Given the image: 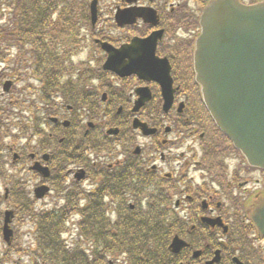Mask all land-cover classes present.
I'll use <instances>...</instances> for the list:
<instances>
[{
  "label": "flooded vegetation",
  "instance_id": "af4514ba",
  "mask_svg": "<svg viewBox=\"0 0 264 264\" xmlns=\"http://www.w3.org/2000/svg\"><path fill=\"white\" fill-rule=\"evenodd\" d=\"M131 1L135 3L118 0L115 5L116 10L129 11L133 16L129 24L119 27L120 38L100 36L117 46L156 36V54L164 59L162 73L170 67L173 78L174 105L167 116L152 115L154 107L163 109L162 86L136 76L83 77L81 83L67 86L68 110L75 114L78 107L82 109L67 126L59 120L53 123L56 131L49 136H58L63 147L53 148L55 140L46 144L38 140V149L46 145L50 152L36 154L32 160L44 162L50 169V178L39 176L38 185H48L54 194V220H65L67 226L68 221L76 219L64 230V235L70 233L72 238L61 244L72 254L57 264H264V239L256 232V237L248 238L247 233L254 230L241 228L246 221L235 218L232 223V218L225 215L224 203L233 196L220 201L217 191H200L202 181L186 174L190 165L180 161L186 153L178 156L175 151L171 155L166 150L181 142H170L176 130L185 128L193 139L198 134L195 124L203 122L193 115L199 108L186 77L190 75L189 61L199 32L198 19L207 0ZM147 46L134 49L138 54L147 51L149 57L153 49L149 51ZM164 81L169 84L168 79ZM140 100L145 101L144 106L133 112ZM86 109L88 114L94 113L89 115L94 121L81 114ZM136 119L154 133L147 136L141 128H134L140 126ZM65 127L74 129L67 132ZM198 135L204 138V133ZM198 165L196 161L193 166ZM236 180H240L239 175ZM158 183L164 186L163 210L167 214L165 227L159 230L173 236L172 240L179 237L185 242L176 251L171 248L172 241L155 247L151 239L154 228L149 224L144 227L147 218H154L149 209L154 208L151 204ZM247 183L237 185L245 190ZM260 195L264 196V190ZM239 230L248 240L246 245L238 238Z\"/></svg>",
  "mask_w": 264,
  "mask_h": 264
},
{
  "label": "water",
  "instance_id": "95a60500",
  "mask_svg": "<svg viewBox=\"0 0 264 264\" xmlns=\"http://www.w3.org/2000/svg\"><path fill=\"white\" fill-rule=\"evenodd\" d=\"M201 26L195 67L204 104L249 164L264 169V2L244 6L239 0H214L204 11ZM104 47L110 52L106 69H116L126 57V74L161 81L152 71L153 61L157 62L154 56L152 60L136 56L134 45L113 53L111 47ZM170 106L167 98L165 109ZM262 206L252 218L264 232V224L258 221L264 213ZM13 216L12 211L5 213L3 233L8 244L13 237Z\"/></svg>",
  "mask_w": 264,
  "mask_h": 264
},
{
  "label": "trees",
  "instance_id": "16d2710c",
  "mask_svg": "<svg viewBox=\"0 0 264 264\" xmlns=\"http://www.w3.org/2000/svg\"><path fill=\"white\" fill-rule=\"evenodd\" d=\"M87 20L88 0H0V63L5 62L8 46L15 44L23 48V52L34 60L38 76L47 82L48 86L44 89L45 97L48 90H56L58 83H61L62 69L64 68L62 63L65 60L57 49L59 40L63 39L65 42L74 44L78 21L86 22ZM25 46L28 48L26 49ZM3 78L4 73L0 72V83ZM18 103L17 106L20 107L22 103L20 101ZM4 110V108H0V115L5 113ZM19 124L22 126L21 123ZM14 126L8 123L7 127L0 118V130L5 134L14 137L12 134ZM9 156L10 152H6L0 147V237L3 207L7 202L1 192V187L9 182V202L18 208L19 221L31 223L36 228L38 249L34 250L38 251L30 249L32 251L30 252L31 259L37 260L39 254L51 262L57 258L67 259L60 243V229L63 230L62 221L60 223L54 220L49 213L39 214L35 209L34 201L28 196L25 182L9 174ZM149 213L161 216L159 208L153 209ZM149 220L151 217L144 222ZM155 237H160L156 231ZM162 237H166V235ZM13 250H16V253L21 251L17 248V244L11 248H1L0 246V264L13 262V253H11Z\"/></svg>",
  "mask_w": 264,
  "mask_h": 264
},
{
  "label": "rangeland",
  "instance_id": "374dc122",
  "mask_svg": "<svg viewBox=\"0 0 264 264\" xmlns=\"http://www.w3.org/2000/svg\"><path fill=\"white\" fill-rule=\"evenodd\" d=\"M113 4V1L109 0V1H105L103 2V10L106 12V10ZM6 54L8 55L7 61L3 64L0 65V71H2L4 73V81L10 80L14 82V86L12 88V91L7 94L4 92L3 90V85L0 86V108H13L12 110H10L8 113L6 114H1L0 118H2L3 121L10 123V124H14L15 120L19 117L20 121H22V118H29L32 116L31 113H27L26 111L23 110V108L20 106H17L18 101H20V103H30L29 101L35 100L37 101L36 94H33L32 90L29 88V83H33V81H35V78L32 76L31 74V70L30 68H24L25 65V61L23 60V58H27V56H23L21 57V54L18 51V47H10V51L6 52ZM82 59H86V61H89L90 58V54H83L81 56ZM79 61V60H77ZM37 86H39L38 83H36ZM18 88V91L17 89ZM17 133H20L19 130L17 129ZM6 139H3L4 142L9 143L10 142V136H5ZM10 138V139H9ZM19 146H23L25 143V140H21L19 141ZM35 143V142H34ZM34 146V144H33ZM239 163H241V161H239ZM29 163H28V167H29ZM28 167L26 164H20L19 167L17 166L16 170L20 171L22 170V173L25 175L26 178L32 180V190H33V185H35V183L37 182L36 178L33 177L31 175V173L28 170ZM12 175L16 176V173L12 170L11 171ZM257 178L258 175H257ZM255 186V185H254ZM3 192L5 190V187H3ZM55 198H54V194L51 197H48L46 199H43L41 201H39L38 203V207L39 208H51L54 204H55ZM11 210L12 208V204L11 203H7V205H5L3 207V210ZM12 228L14 230V240L17 244V247L20 248L22 247V249H31L33 247V226L30 224H25L22 225L19 222L16 223V221H14V223L12 224ZM32 235V236H31ZM2 239V238H1ZM3 242V241H2ZM4 243V242H3ZM6 244L4 243V246ZM3 247V245H2ZM14 261H16V264H30L29 263V258L26 255H21V257H19V255H14L13 256ZM11 264H13L11 262Z\"/></svg>",
  "mask_w": 264,
  "mask_h": 264
}]
</instances>
